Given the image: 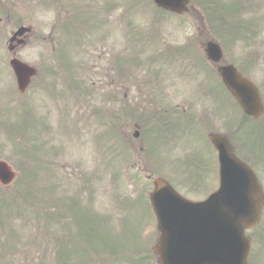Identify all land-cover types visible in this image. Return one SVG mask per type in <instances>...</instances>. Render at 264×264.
Listing matches in <instances>:
<instances>
[{"label":"rangeland","instance_id":"1","mask_svg":"<svg viewBox=\"0 0 264 264\" xmlns=\"http://www.w3.org/2000/svg\"><path fill=\"white\" fill-rule=\"evenodd\" d=\"M115 1V8L111 18L114 20L113 25L117 28L116 40L112 42L114 50L116 46V53L122 52L127 54V56L129 53L135 58L140 45L144 44L143 39L135 41L133 38L130 51H128V53L125 51L129 21L135 25V28L136 26L139 28L138 33L144 34L146 39L156 30L165 39L164 43L170 47L183 44L188 39H194L196 36L195 30L190 28L191 23L189 18H177L167 14H160L159 12L152 11L153 8L151 5L145 2V5L140 3L130 10L128 17L129 0ZM217 1L220 2L222 0ZM223 1V4L230 5L231 1L234 0ZM247 7L248 0H245L239 7L240 9L237 8L235 13H237V18H239V20L245 21L249 18L251 19L253 16L259 17L249 20L251 24L245 25L241 20L238 24H236V22L239 20L234 22L232 24L233 27H231V37L228 35L225 37L226 47H224V49L227 52L230 62L237 64L242 72L246 71L257 82L264 93V0H254L251 2L250 8L247 9ZM123 14L127 15L126 20L128 19V21L122 20ZM256 30L261 32L259 35L258 57L255 44ZM210 33V31L205 29L199 35V38L203 39L206 35L210 36ZM221 35V30L218 29L217 37L220 38ZM199 53L201 57L204 58L202 46L199 47ZM26 56L29 58L30 51H26ZM132 68L133 66L131 70ZM166 73L168 75L167 77ZM161 74L165 81H172L175 83V85L168 90L169 96L166 97V102H172L171 105L174 106L176 104L181 110L183 106L181 107L180 105H184L185 110L183 112L187 115H190L192 110L194 112V115H190L192 120L187 126H181L179 130L174 133V138L170 141L174 142L173 145L169 147L166 146V148L163 149L164 144L162 142H155L152 139H148V152L146 154L141 153L140 155L139 149L141 146H144V144H142L141 141H136L132 137L131 134L133 129L129 128L130 133L128 135L127 122L122 129V134L125 142L130 145L132 152L141 156L139 159H141L142 162H138L136 167L131 164L136 157L132 155L129 159L127 158L129 148L125 146V142L120 145L119 141L114 142L112 139H108L104 136L100 139L99 143H97V131H93L91 125V129L81 126L79 131L75 130L73 135L69 136V139L66 138L67 140L62 143L61 152L57 150L58 155L55 158L48 155L50 164H47V169H40V171H43L40 172L42 176L38 177L36 181L30 182L29 185L35 184L37 188V200L36 203L34 201V209L36 211V256L41 257L38 259V264H46L50 261L54 262V260L59 257L58 251L63 236V227L56 225V223L60 222H55L58 217L51 212L56 207L59 209L64 207V202L60 204L61 199L64 200V198H66L65 201L68 200V202L72 200L76 205V207H74L72 201L70 202V211L74 213V216L78 220H83L85 223L94 220L93 225L97 226L102 236L103 233H106L109 224L114 225L115 228H120L123 223L127 224L128 219L131 218H139L142 216L139 218L140 220L153 219V216L148 215L149 212L143 205L136 207L135 210L132 211L135 214L133 217H128V214L131 213V211L128 210V203L137 201L142 204L146 203V206L147 203H149L148 194L153 189V185L150 180H146L142 175V171H144L145 167H153L156 176L160 175L167 178L166 180L178 192L189 199H203L209 191L217 187V171H213L215 169L212 155L213 149L210 147L209 143L205 142L210 132L221 131V128H223L225 132H227V129L238 130V128L241 127L236 120L239 116L238 109L234 104L229 103L226 96L219 91L216 94H205L203 92V88L206 87L207 81H209L211 85H214L213 82L216 83L214 66L208 61H204V66L202 68L189 65L185 60L180 62L177 61V63H170L165 66ZM170 74L174 76L173 80L170 78ZM159 80L162 79L159 78ZM103 81L104 80L100 77V82ZM53 89L58 93L66 92L64 85L60 82L54 84ZM201 96H203V98H201ZM198 98L199 104L197 103ZM205 109H210L214 113L213 125L208 124L206 119L204 120L202 117ZM7 110V108L4 110V124H9L10 134L13 136L14 140L23 142L24 140L22 137L24 139L32 138V132L28 130V127L23 131L25 133L24 135L22 130L20 131V129L15 128L16 123H14V120H8L6 122L7 117L5 113H7ZM218 115L220 117H218ZM12 117L13 116H10V118ZM24 118L25 113L21 112L20 121ZM27 120L30 121L29 118H27ZM45 121L48 124L50 132L53 133L49 114L45 116ZM192 126L200 131L202 139H200V134L196 133V135H194ZM106 128L107 127L102 126L99 132L104 133ZM70 130L72 129L70 128ZM6 134L5 128L0 130V156L10 161L14 169L19 173L20 178L21 174L18 163L20 160L23 161L27 156L22 158L21 154H17L18 146L14 145L15 143H13ZM184 136L191 138L192 143L184 145L191 141L188 139V142L180 144L179 142ZM50 141L53 140L50 139ZM70 142H72V144ZM234 142L238 143V141L235 140ZM107 143L113 147L111 151L107 149ZM255 143H258V139L255 140ZM53 144L57 143L53 142ZM194 144L196 146L192 147ZM74 146H81L82 148H74ZM26 148L29 149V147ZM192 154H197L196 163L198 159L202 163L199 170L195 173V178H192V176L189 177V175L186 177L182 175L181 172L186 173V170L178 165L180 160ZM154 156L158 158L156 162H154ZM115 158L117 159L114 161V165H112L111 162ZM31 164L32 160L30 159L28 166H31ZM261 165L264 166V163ZM52 172L54 173L53 175L51 174ZM205 172L208 173L206 178H202L201 180L196 179L198 176L205 174ZM17 185L18 180H15L11 185L13 189L4 191V198H6L5 196L12 197L14 188H16ZM143 191L145 192V199H141V201L138 194ZM77 196L80 197L81 200L75 198ZM14 198V200H16L18 196ZM133 198L135 201H133ZM19 204L22 205V202H19ZM11 208V205L4 207L5 210L9 209L12 212ZM23 214V218H28V209H26ZM47 214L50 216L48 219L55 220L52 221L51 226H48L47 221H44ZM143 215H147V218H143ZM66 216H64L63 219H70L68 214ZM10 217L11 215L7 214L3 216L4 219ZM137 220L128 225H139L138 222H136ZM263 227L264 216L261 219L259 227L248 233L251 238V252H264ZM91 228L93 227L89 226L87 229L90 230ZM31 230L32 229L26 230L28 232L27 236ZM153 230L154 226L151 223L144 227L146 234H149ZM31 232L34 234L33 231ZM48 242H54L57 245L56 250L52 252L48 248ZM63 249L66 248L63 247ZM18 257L22 262L26 260L25 256L22 257L21 254H19ZM121 257L125 256L121 255ZM102 259L103 258H99L98 256V262L96 264H107L106 262L104 263V259L103 261ZM56 260L58 261V258ZM112 264L128 263L124 258Z\"/></svg>","mask_w":264,"mask_h":264},{"label":"flooded vegetation","instance_id":"2","mask_svg":"<svg viewBox=\"0 0 264 264\" xmlns=\"http://www.w3.org/2000/svg\"><path fill=\"white\" fill-rule=\"evenodd\" d=\"M14 12L10 8L9 0H0V106L3 105L4 76L6 65L11 58L22 59L21 52L30 51L29 65L36 68V75L31 79L30 87L38 88L42 82L53 80H67L69 67H80L82 72L106 66L107 71H112L116 66V58L110 54L112 39L115 40L112 28L106 32L100 27L99 0H13ZM17 6L20 10L17 11ZM21 26H28L30 31L22 35H15ZM98 54V52H100ZM108 55V58H107ZM6 62H8L6 64ZM27 62V63H28ZM7 75L15 81L11 70ZM90 80V78H88ZM37 80V81H36ZM111 82H116L112 80ZM128 79V94L131 85ZM110 86V85H109ZM138 94H164V92L137 91ZM84 94H109V104L117 90L108 92H81L76 101ZM123 94H127L124 91ZM66 109L69 106L65 104ZM72 113H79V106L71 107ZM105 110L110 111L104 107ZM130 110V107L128 108ZM166 113V110L164 111ZM238 158L247 163L258 176L264 180V144L248 145L238 142L233 146ZM263 191L264 187L262 186ZM159 236H140L135 242L128 256L131 264H160L159 257L153 251L158 244ZM33 245L30 246L29 258L35 259ZM264 254L258 252L254 262L263 264Z\"/></svg>","mask_w":264,"mask_h":264},{"label":"water","instance_id":"3","mask_svg":"<svg viewBox=\"0 0 264 264\" xmlns=\"http://www.w3.org/2000/svg\"><path fill=\"white\" fill-rule=\"evenodd\" d=\"M155 2L165 8L182 11L186 0ZM208 50L210 58L219 59L216 45L209 43ZM14 68L18 75L20 69L15 63ZM223 77L226 86L247 113H253L261 107L257 94H254V86L241 78L233 67L225 68ZM210 139L219 150L220 187L206 201H186L163 180L158 178L154 181L155 190L151 194V201L158 218L164 219L166 216L170 219L187 220L173 228L165 223L159 224L162 231L168 229L163 233L162 247L156 250L161 256L162 264H246L248 240L243 234V224L252 226L256 223L261 203L260 190L251 173L234 166L235 160L228 152L226 142L219 137ZM0 178L7 181L9 176L4 173L0 174ZM172 210L179 213L172 214ZM191 219L207 220L208 223H187ZM184 227H198V239ZM185 234L188 236L187 240L184 239ZM207 236L210 237L205 245L206 255L198 254V249L190 248L189 244L193 247ZM179 244L182 246L178 247Z\"/></svg>","mask_w":264,"mask_h":264}]
</instances>
